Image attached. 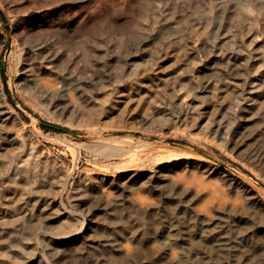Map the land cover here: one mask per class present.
<instances>
[{"label":"bare ground","instance_id":"bare-ground-1","mask_svg":"<svg viewBox=\"0 0 264 264\" xmlns=\"http://www.w3.org/2000/svg\"><path fill=\"white\" fill-rule=\"evenodd\" d=\"M161 1L167 5L165 10L161 12L158 21H163V27L165 26L167 32L162 34L161 46L154 50L155 52L164 48L167 50L171 47V37H173V40L184 38V34L179 32L187 25V21L183 17L179 15L175 17L177 11L174 12V6L170 8V13L168 12L167 6L171 7L172 4H177L174 0ZM207 1L186 0L185 5L189 6L187 7L191 12H196ZM244 1L249 3V7L247 5L246 7H239L238 5L243 3L239 2L237 13L242 14L245 20L250 19L255 14L257 17L263 15L261 21L264 22V0ZM202 18L206 21L211 20L210 17ZM175 19H178L177 24L175 21L173 22ZM173 26L175 28H172ZM215 27L216 30L211 33L215 34L214 37L211 35L209 38L210 43H216L217 36L219 37L222 34L220 32L221 26ZM113 28V32H120L122 35L118 43L126 45L129 43L128 41H132L133 47L130 53L127 51L126 46L115 57L116 59L121 58L119 64L122 63L123 65L125 62V65H127V62L133 57V48H136V53H139L148 41L144 34L140 32L132 31L130 35L124 29ZM172 29H176V32H172ZM190 30L191 26L187 28V31ZM67 34L65 35L62 32V39H65L64 41L67 46H70V50L76 52L78 60L81 59V61L88 63L86 58L93 57L94 61L82 66L83 68L86 67L87 70L93 68L90 78L84 80L77 72L78 75L72 70H59L55 66H51L56 54L50 51L51 45L47 44V46H42L45 54L40 55L42 59L38 65L39 68L35 62H30L31 64L28 62L32 59L30 53L23 59L24 63L19 68V73L24 78L35 77L38 79L39 75L37 74L41 73L42 68H46V70L56 73L58 77L53 78V73L44 71L40 75L42 84L38 88H29V84H26L29 79H25L22 93L24 98L26 96L28 99H37L38 102L51 107L58 116L66 117L72 115V112H76V116H78L77 118L81 123L77 121V118L75 123L73 119L70 123L75 125L78 122L76 126L82 128L81 131L85 129L88 134L87 138L91 139L88 143L90 144L89 150H91V153L106 159H116L114 160L117 161L115 165H117L116 167L119 166L120 171L110 182L111 194L105 196L106 193L102 191L101 195H94L93 203H90V206L87 207V213L83 209L81 211L77 210L83 218L80 221V228L72 225L69 221L70 224L67 222L61 224L55 232L50 231L47 234L48 240L45 241L44 247L49 253L44 258L41 256V259L38 260L39 257L34 256L36 255L33 254L34 251L23 249L24 241L32 240L34 245L40 247L44 238L41 229L44 227L51 229L52 227L46 221L48 216H44L42 211L32 213L26 210L27 205L32 203L28 198L34 192H39L37 189L45 187L54 177H59L62 173L61 171L57 172L56 168H52L50 174L46 172L42 176L44 165L40 157L36 155L39 152L36 147L32 146L33 152L29 159L24 160L25 158L23 159L22 156L18 161L17 153L12 155L11 158L7 159L10 162L8 170L11 169L12 164H15L19 167V174L14 178L9 177L10 179L5 184L0 182V263L30 264L32 262L31 264H42L44 261L46 264H264V198L261 193L247 181L239 179L230 170L224 169L223 171V168L212 160L190 153L176 152L171 147H167V150L162 148L156 150L154 144L146 142L145 138L148 136L146 133L142 132L139 136L128 134V137L114 135V130L124 128V126L116 124L117 122L108 123L104 121L100 114L106 115L112 109L113 100L123 98L119 94L122 92L119 90L122 86L113 84L112 92H116L106 97L101 112L87 108L83 101L105 91L109 86L106 85L105 81L111 79L112 72L105 70L109 68L106 65L107 61H105L107 58L103 59L97 53L99 51L98 42H94L92 45L91 42L86 43V40L85 42L76 40L75 34L74 36H68ZM179 47H181L180 50L185 54L183 57L187 61L190 57L188 47L186 45L185 47L184 45ZM67 53H69L68 50ZM220 58L225 68L221 74L217 72V67H214L217 76L211 80L207 79L208 84H213L214 88L220 89L224 85L223 83H228L231 81L230 79L240 78L242 82L240 88H238L239 84L235 85L232 102L229 104L231 112L225 114L222 112L225 107L224 102L215 106L210 111H214V113L206 122L203 130L217 140L218 144L228 146L232 152L239 153L241 160L257 171L264 179V101L260 102V105L257 103L259 98L264 97V84L261 85L258 80H253L251 83L254 86L247 90L244 86L250 73L248 68L238 65L241 56L232 53ZM260 60L264 62V56ZM56 61L60 66L62 65L60 56L56 57ZM216 62L213 63L215 66L218 64ZM261 67H264L263 63L259 68ZM115 70V77L126 73V70L122 67L119 70L115 68ZM184 78L185 76L178 73L172 77V89L175 96H178L177 93L181 92L185 85L183 83ZM232 84L231 82V85L226 86L230 87ZM134 85L131 83L127 84L126 87L135 90ZM257 85H259L260 93L255 95ZM178 86L181 87L178 88ZM188 88L191 90L197 88L192 79ZM0 91L2 92L0 94V139L3 138L4 141L13 144L11 131L5 130V126L7 123L15 124L17 118L6 105L5 99L7 98L2 86ZM173 96V94L167 95L165 99L168 102H165L163 107L157 110V112L163 113V118L158 119L151 112L146 111L148 117L144 120L145 123L151 121L150 128L155 122L156 126H159V128L155 127L149 132H159V139L162 142L166 139V133L163 131L165 125L162 126V123L170 121L172 125L177 126L186 123L188 121L186 118L189 117V108L186 107L185 97L181 100L182 108L176 109L172 100ZM247 101H253L254 104L251 106L244 105ZM256 109L259 112L258 115L262 120V124L250 131L248 120H252L254 116L251 114ZM238 111L240 120L232 122L233 114ZM81 112L89 115H82ZM248 115L251 118L248 119ZM246 120L247 122H245ZM126 129L128 132L136 131L138 127L135 125L125 126L124 130ZM15 140L19 141V138L16 136ZM25 145L20 153L26 151ZM59 145H63L66 149L72 151L74 157L81 153V146L71 142L70 139L62 138ZM2 146L8 150L5 143ZM35 156L39 158L37 161L42 164L28 163V161L35 159ZM147 165L151 166L149 172L141 168ZM202 168H206V170L201 172ZM128 170H131V174L127 173ZM177 170L180 171L176 172L177 174L175 173L176 176H174V172ZM208 172L220 175L221 177H219L224 182L228 179L229 181L225 183L226 189L219 185L211 186L207 184L203 176ZM21 177L23 179L17 181ZM123 177L128 178L127 181L122 182ZM43 180H45V183H41ZM129 180L135 183L132 182L133 184H131ZM51 183H55V181ZM138 183L140 189L147 190L152 194H168V200L156 206L151 204V213H149L147 207H142L143 204H149L147 196L139 197L140 208L132 207L128 204L127 198L124 197V192L126 193L128 189H134ZM192 185H194V188H192ZM65 187V183L62 184L60 192H63L66 189ZM156 188L160 189L157 190ZM87 190L84 188L82 191L88 192ZM203 192L209 193L211 198L206 199L200 208L195 209L192 202L199 198ZM43 204L51 206L54 202L45 201ZM60 205H63L62 202H60ZM212 210H215L214 214L208 215ZM88 218L97 223V226L92 228L90 235L88 234L90 232L88 227L84 230ZM99 229L102 231V235L98 234ZM54 242H60L61 246L53 248ZM14 248H16V251H13Z\"/></svg>","mask_w":264,"mask_h":264},{"label":"rangeland","instance_id":"rangeland-1","mask_svg":"<svg viewBox=\"0 0 264 264\" xmlns=\"http://www.w3.org/2000/svg\"><path fill=\"white\" fill-rule=\"evenodd\" d=\"M174 2L177 4H172L171 7L167 6V10L170 13V8L174 6V12L177 11L175 17L179 15L187 21V25L179 32L184 34V38H175L173 40V37H171V47L167 48V50L164 48L155 52L154 50L161 46L162 34L167 32L164 28L165 26L163 27V21H158L160 20L161 12L165 10L167 5L161 0H0V88L2 86L6 94L7 107L13 111L17 118L15 124L7 123L5 126V130L11 131L13 144L4 141L3 138L0 139V182L5 184L8 179L14 178L19 174V167L15 164H12L10 169L14 173L8 170L10 162L7 159L16 153L18 161L22 156L23 159L25 158L24 160L29 159L33 152L32 146L39 149L36 155L40 157L44 165L42 176L46 172L50 174L52 168H56L57 172L61 171L62 173L59 177L52 179L51 182L55 181V183L50 182L45 187L37 189L39 192H34L28 198L32 203L27 205L28 208L26 210L32 213L42 211L44 216H48L46 221L52 227L51 229L54 230L43 226L44 228L41 230L44 238L40 247L34 245L32 240H30L31 242L24 241L23 249L25 251H34L33 254H36L34 255L35 257H39L38 260L41 259V256L44 258L49 253L44 247L45 241L48 240L47 234L50 231L55 232L61 224L69 223V221L72 225L81 227L80 221L83 218L82 215L78 214L77 210L81 211L83 209L87 213V207L90 206V203H93L94 195L99 196L102 191L106 193L105 196L111 194L110 182L120 171L118 169L119 166L116 167L117 165H115L117 161L114 160L116 159H106L91 153V150H89L90 144H88L91 139L87 138L88 134L85 129L81 131L82 128L76 126L77 121L81 123L77 118L78 116H76V112H72V115L61 117L54 112V109L47 107L42 102H38L37 99H28L26 96L24 98L22 88L24 87L25 79H29L26 82V84H29V88H38L42 84L40 75L44 71L53 73V78L58 77L56 73L46 70V68H42L41 73L37 74L39 75L38 79L35 77L24 78L19 73V68L24 63L23 59L30 53L32 54V59L30 58L31 61L28 62H35L36 66L40 64L41 56L45 54L42 50L43 45H51L50 51L56 54V57L60 56L61 58V66L56 63V57H54V62L51 63V66H55L59 70L77 72L84 80L90 78L93 68L87 70L86 67L83 68L82 66L94 61L93 57L86 58L88 63L81 61V59L79 61L76 58V52L70 50V46H67L64 41L65 39H62V32L65 35L68 33V36H74L75 34L76 40L82 42L86 40V43L91 42L92 45L94 42H98L99 51L97 53L103 59L107 58L105 61H107L106 65L109 68L105 70L112 72L111 79L105 81L106 85H109L105 91L99 92V94L83 101L87 108L101 112L103 101L106 100V97L116 92H112L113 84L122 86L119 89L122 92L119 94L123 98L113 100L112 109L106 115H100L108 123L117 122L116 124H120L124 128L125 126L135 125L138 130L128 132L127 129L124 130L121 127V129L114 130V135L125 137L129 135L139 136L143 132L148 134L145 138L146 142L154 144L156 150L159 148L167 150V147H171L176 152L181 151L212 160L220 165L223 171L228 169L236 174L239 179L247 181L264 198V179L261 178L259 173L243 162L239 153L232 152L228 146L218 144L217 140L203 130L206 122L213 115L214 111H210L215 106L224 102L225 107L222 112L224 114L231 112L229 104L232 102L235 85L239 84L238 88H240V83L242 82L240 78L230 79V83H223L224 85L220 89L214 88L213 84H208L207 79L211 80L217 76L216 69L217 72L221 73L225 68L220 57L231 55L232 53L241 56L238 65L248 68L250 73L244 86L247 90L254 86L251 83L253 80H258L261 85L264 84V67L259 68L262 63L264 66V62L260 60L264 56V22L261 21L263 15L257 17L255 14L250 19L245 20L242 14L237 13L238 6L246 7L247 5L249 7V3L244 0H208L196 12H191L188 9L189 6L185 5L186 0H174ZM226 2L228 3L224 5ZM239 2L243 3L238 5ZM202 17H210L211 20L206 21ZM174 21L177 24L178 19ZM218 25L221 26L220 32L222 34L219 37L217 36L216 43H210L209 38L211 35L212 37L215 35L211 33L216 30L215 26ZM175 26L172 28H175ZM190 26L191 30L187 31ZM113 27L124 29L130 35L132 31L140 32L144 34L148 41L139 53H136V48H133V57L127 62V65H125V62L123 65L122 63L119 64L121 58L116 59L115 57L126 46L128 48L127 51L130 53L133 47L132 41H128L129 43L126 45L118 43L122 35L120 32H113ZM162 27L163 29L161 30ZM172 32H176V29H172ZM180 45L188 47L190 57L187 61L183 57L185 54L180 50ZM66 49L69 53H67ZM217 60L218 62H216ZM214 62L218 63L217 66L213 64ZM120 66L126 70V73L115 77V68L119 70ZM214 67L217 68L215 69ZM190 70L192 71L190 72ZM176 72L185 76L183 82L185 85L181 92L177 93L178 96H175L172 89V77L177 74ZM191 79L197 86L194 90L188 88ZM231 82L233 83L232 86L227 87L226 85H231ZM131 83L135 84V90L126 87L127 84ZM139 83L141 84L139 85ZM180 87L178 86V88ZM258 87L259 85L256 87L255 95L260 93ZM0 94H2L1 91ZM170 94L174 95L172 100L176 109L182 108L181 100L185 97L186 107L189 108V117L186 118L188 119L186 123L177 126L172 125L170 121L162 123V126L165 125L163 131L166 133V139L162 142L159 139V132H149L155 127L159 128V126H156V122L154 123L155 126L153 124L150 128L151 121L145 123L144 120L148 117L146 111L151 112L158 119L163 118V113L157 112V110H160L165 102H168L165 97ZM263 101L264 97L259 98L257 103L260 105V102ZM252 104H254L253 101L244 103V105L248 106ZM258 113L257 109L253 111L251 115L254 117H252V120H248L250 131L262 124ZM81 114L89 115L85 112H81ZM76 118L78 119L77 123L72 125L70 123L71 119L75 123ZM247 118L249 119L251 116L248 115ZM239 120L240 114L238 111L233 114L232 122ZM16 136L19 141L15 140ZM62 138L70 139L71 142L80 145V156L77 154L74 157L72 151L68 148L67 150L63 145H59ZM3 143L8 146V150H6V147L3 148ZM24 145L26 151L20 153ZM162 149L160 150L162 151ZM38 159L35 156V159L28 161V163L38 164L40 163L37 161ZM143 167L141 168L146 169L147 172L151 171V166ZM201 170V172H204L206 168ZM178 171L180 170L175 171L174 174ZM127 173L131 174V170H128ZM219 176L216 173L208 172L203 178L211 186L219 185L226 189L225 183L229 180L226 179L224 182ZM22 179L21 177L17 181ZM127 179L124 178L122 182L127 181ZM44 181H41V183H45ZM129 182L131 184L135 183L131 180ZM64 183L66 189L60 192ZM139 183L141 184V182ZM139 183L134 189L132 188L133 190L128 189L126 193L124 192V197L127 198L128 204L132 207L140 208L139 197L147 196L149 204H143L142 207H147L149 213H151V204L156 206L168 200V194H152L147 190L140 189ZM192 186L194 188V185ZM84 188L88 189V192H83ZM156 189L159 190L160 188ZM166 189L170 190L169 188ZM209 198H211L210 194L203 192L199 198L192 202V206L198 209ZM45 201H51L54 204L46 206L43 204ZM60 202L63 205H60ZM86 202L88 203L84 204ZM94 202L97 203L96 200ZM214 212L215 210H212L208 215H213ZM90 218L87 219L84 226V230L87 227L90 229L89 235L92 228L97 226V223L95 221L92 222ZM98 234L102 235L100 229ZM59 244L60 242H54L52 247L57 248L61 246ZM13 251H16V248ZM12 254L14 255V253ZM42 264L46 263L43 261Z\"/></svg>","mask_w":264,"mask_h":264}]
</instances>
